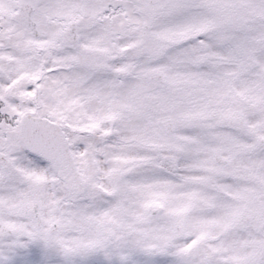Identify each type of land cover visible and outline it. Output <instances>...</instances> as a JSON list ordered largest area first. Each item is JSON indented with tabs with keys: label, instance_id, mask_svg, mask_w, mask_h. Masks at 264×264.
I'll return each instance as SVG.
<instances>
[{
	"label": "snow or ice",
	"instance_id": "snow-or-ice-1",
	"mask_svg": "<svg viewBox=\"0 0 264 264\" xmlns=\"http://www.w3.org/2000/svg\"><path fill=\"white\" fill-rule=\"evenodd\" d=\"M0 264H264V0H0Z\"/></svg>",
	"mask_w": 264,
	"mask_h": 264
}]
</instances>
